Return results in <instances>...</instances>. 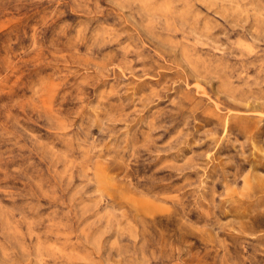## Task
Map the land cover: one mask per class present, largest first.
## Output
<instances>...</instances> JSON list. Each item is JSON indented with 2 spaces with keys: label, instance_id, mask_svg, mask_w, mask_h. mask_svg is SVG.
I'll return each mask as SVG.
<instances>
[{
  "label": "rangeland",
  "instance_id": "1",
  "mask_svg": "<svg viewBox=\"0 0 264 264\" xmlns=\"http://www.w3.org/2000/svg\"><path fill=\"white\" fill-rule=\"evenodd\" d=\"M0 264H264V0H0Z\"/></svg>",
  "mask_w": 264,
  "mask_h": 264
},
{
  "label": "bare ground",
  "instance_id": "2",
  "mask_svg": "<svg viewBox=\"0 0 264 264\" xmlns=\"http://www.w3.org/2000/svg\"><path fill=\"white\" fill-rule=\"evenodd\" d=\"M255 138V137H254Z\"/></svg>",
  "mask_w": 264,
  "mask_h": 264
}]
</instances>
